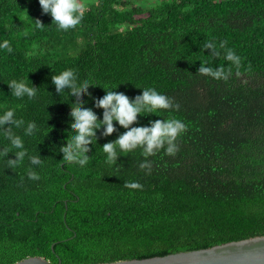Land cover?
<instances>
[{
	"label": "trees",
	"instance_id": "1",
	"mask_svg": "<svg viewBox=\"0 0 264 264\" xmlns=\"http://www.w3.org/2000/svg\"><path fill=\"white\" fill-rule=\"evenodd\" d=\"M82 21L58 30L38 0H0V115L35 122L16 149L0 132V264L40 257L50 264H105L142 260L264 236V0H160L143 8L135 0H93ZM33 9V10H32ZM26 10H28L26 14ZM39 19L43 28H37ZM227 41L241 57L237 69L203 50ZM232 69L227 81L197 73L200 63ZM72 69L94 87L82 100L94 107L105 91L130 99L154 88L178 103L175 110L142 113L130 127L178 118L187 125L179 152L164 150L139 168L142 149L120 152L106 163L102 146L126 129L90 145L88 164L62 160L75 97L56 94L51 76ZM238 73V74H237ZM37 87L34 99L14 97L8 83ZM115 88V89H114ZM7 127V125H5ZM25 150L15 168L7 159ZM40 156V165L30 163ZM31 169L39 180L28 179ZM139 182L142 190L124 187Z\"/></svg>",
	"mask_w": 264,
	"mask_h": 264
},
{
	"label": "clouds",
	"instance_id": "2",
	"mask_svg": "<svg viewBox=\"0 0 264 264\" xmlns=\"http://www.w3.org/2000/svg\"><path fill=\"white\" fill-rule=\"evenodd\" d=\"M42 14H47L52 18V24L57 25L58 30L67 31L74 29L83 19L86 10L85 0H38ZM37 28H43L42 22L37 19L34 21ZM0 48L7 49L10 53L12 48L9 41L5 40L0 44ZM210 50V56L217 58L221 56L223 50V58L231 62V65L237 69L241 65V57L238 56L231 48L227 47V41H220L217 45L215 41H207L203 44V50ZM206 63H200L197 73L211 77L218 81H227L232 76V69L227 70L224 67L213 69L206 66ZM238 74V73H237ZM52 84L55 86L56 94L68 90L70 96H74L75 102L70 107L69 116L71 123L69 125L71 131L65 141V146L59 148L62 154V160L70 164H77L84 167L88 164L90 157L87 155L91 151L90 145L96 143L98 137L97 131L103 129L101 137L111 136L117 131L115 124L126 129L123 134L102 146L103 152L106 154V163L110 165L117 164L118 150L120 152H132L137 148L142 149L145 157L144 162L139 164V168L144 170L146 174H151L152 162L148 157L155 156L159 151L164 150L165 154L174 157L180 150L177 143L178 138L187 131V125L178 118L157 119L149 121V126L130 127L137 123V118L142 113L150 115L157 110H175L178 111L180 105L174 103L171 98L160 94L154 88L148 87L142 89V93L134 99H130L122 92H116L113 89L105 91V95L100 99H93L94 107L102 109V119H99L92 108L84 107L87 101L82 97L87 95L91 97L88 89L92 86L89 80L78 82V77L72 69H66L58 75L51 76ZM11 94L16 98L27 97L34 99L37 95V87L25 83L24 80L17 81L15 79L8 83ZM115 89V88H114ZM7 125V127H5ZM25 121L17 119L12 109L6 110L0 115V132L10 144L16 149H24V144L19 135L13 128H22L24 134L31 136L37 131L35 122H28L24 127ZM9 149L5 147L0 155L7 157ZM27 152L20 150L15 153V159H7L6 163L9 168H15L24 160ZM30 163L32 165H40L42 159L40 156H31ZM28 179L39 180L40 176L32 171L27 170ZM124 187L131 190H142L143 185L139 182L126 181Z\"/></svg>",
	"mask_w": 264,
	"mask_h": 264
},
{
	"label": "water",
	"instance_id": "3",
	"mask_svg": "<svg viewBox=\"0 0 264 264\" xmlns=\"http://www.w3.org/2000/svg\"><path fill=\"white\" fill-rule=\"evenodd\" d=\"M16 264L50 263L40 257H32ZM105 264H264V236L226 243L209 249Z\"/></svg>",
	"mask_w": 264,
	"mask_h": 264
},
{
	"label": "rangeland",
	"instance_id": "4",
	"mask_svg": "<svg viewBox=\"0 0 264 264\" xmlns=\"http://www.w3.org/2000/svg\"><path fill=\"white\" fill-rule=\"evenodd\" d=\"M135 1H136V4L140 5L141 7L149 8L153 5H156L160 0H135ZM85 3H86V10H87L88 7L94 4L95 2L93 0H85ZM27 12L28 10H26V14Z\"/></svg>",
	"mask_w": 264,
	"mask_h": 264
}]
</instances>
